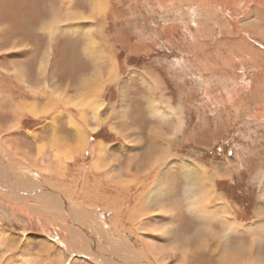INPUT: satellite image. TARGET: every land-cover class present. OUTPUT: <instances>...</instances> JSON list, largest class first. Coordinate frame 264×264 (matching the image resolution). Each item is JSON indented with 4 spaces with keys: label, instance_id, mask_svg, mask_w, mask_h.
<instances>
[{
    "label": "rangeland",
    "instance_id": "rangeland-1",
    "mask_svg": "<svg viewBox=\"0 0 264 264\" xmlns=\"http://www.w3.org/2000/svg\"><path fill=\"white\" fill-rule=\"evenodd\" d=\"M54 1L0 0V177H16L27 183L32 180L30 171H37L42 177L33 187H38L36 193L45 198L44 184L50 186L54 197L68 201L78 222L70 239L72 217L54 207L64 205L50 201L47 210L40 203L45 199H40L41 209L31 210L22 203L15 209L5 206L9 197L0 196V264H113L110 259L97 261L99 257L87 255L90 251L127 264L218 263L225 253H215L217 242L212 238L201 247L194 242L177 244L179 239L191 237L200 225L196 218L188 222L182 215L185 206L181 199H185V184L193 183L191 170L203 166L215 185L216 200L211 199V205L217 206L220 216L226 211L231 222L224 217L225 223L246 227L264 222L259 214L264 211V0L260 5L259 0H108L106 14L92 18L91 0H74V8H62L61 13L72 11L73 16L87 17L81 23L75 20L73 26L84 25V31L93 26L99 29L94 33L104 32L106 39L100 34L96 48L111 49L115 62L110 76L108 69L104 71V78L110 80L97 101L105 111V122H90L85 146L67 132L81 123L78 107L71 109V120L66 116L56 121L63 140L52 137L50 129L58 115L69 114L65 109L70 106H64L70 101L66 94L77 95L75 88L86 75L80 63L90 64L82 48L86 44L83 31L78 37L73 36L74 31L55 32V36L40 31L39 27L53 20ZM62 21L57 16L55 25ZM27 40L31 44L27 45ZM46 80L55 95L47 94ZM10 93L15 98L12 104L6 98ZM52 98L57 108L50 114L43 105ZM17 104L20 119L12 117ZM79 104L88 108L87 101L79 100ZM30 106H38L37 116L30 112ZM114 107L117 128L108 124ZM108 128L118 138L114 139ZM127 131H138L139 136L134 135L133 140L120 136ZM157 133L162 136L158 145L148 137ZM100 137L115 144L111 148L101 143L94 152ZM146 154L152 167L147 170L150 174L146 171L150 176L142 189L163 177L167 205L181 204L174 220L162 221L161 227L150 222L152 217L146 222V214L142 217L145 227L141 218L130 219L134 209L133 196H127L130 179H119L117 164L121 162L114 163L116 158L123 160L122 169L127 170L129 155L143 159ZM106 156L109 162L103 160ZM190 172L192 175L186 176ZM46 177L51 183H46ZM134 191L138 201L142 190L138 187ZM10 198L19 200L15 195ZM108 214L109 218L104 217ZM203 227L215 232L222 229L215 221L200 225ZM121 229L131 235L137 233V244L119 235ZM229 236L232 244L242 245L241 249L259 241L261 257L255 264H264L263 226L250 234ZM65 246L79 252L71 255ZM242 253H235L232 264L248 261L247 253Z\"/></svg>",
    "mask_w": 264,
    "mask_h": 264
},
{
    "label": "bare ground",
    "instance_id": "bare-ground-1",
    "mask_svg": "<svg viewBox=\"0 0 264 264\" xmlns=\"http://www.w3.org/2000/svg\"><path fill=\"white\" fill-rule=\"evenodd\" d=\"M90 1V0H89ZM108 0H91V4L92 5L91 7L93 8L92 10V14H90V18L94 17V16H99V17H103L104 14H106L107 10L109 9V3H107ZM183 2V1H182ZM89 3V2H88ZM185 3V2H184ZM232 3V2H231ZM254 3V2H253ZM257 3V1H256ZM262 2L261 0L258 1V4L260 5ZM263 4V3H262ZM76 5V1L74 2V0H56L54 1V3L52 4L51 6V9L53 11V20H49L47 23L43 24L41 27V30L40 31H45V33H49L53 36H55V32H70V31H74L73 33V36L74 37H78L80 36L81 32L83 31V39H85L86 41V44L83 48V51L85 52V54L87 55L86 57L89 59V62L90 64L87 66L89 67V70L86 71V72H83L82 74H86L82 77V79L79 80L78 82V86L75 88L76 91H77V95H70V94H66V97H68V100L70 99L69 103H66L64 106H70V109H65L66 111L69 112V114H60L57 116L56 119H54L53 121V126L50 128L51 131H53V135L52 137H54L55 139H59L60 141L63 140L65 137L62 136V134L60 135L58 133L59 129H60V126L59 125H56V121L57 120H63V119H66V116L67 118L69 116H74V114L71 113V109L75 107H78V110L76 113L77 116H79L78 118L80 119L81 123H77L78 126L77 128H72L70 130H68V127H67V132L72 136L74 135V137H77V138H80V143L84 144L86 143L87 141V138H88V135L91 133V132H88V130L86 129L89 125H90V122L92 121L94 124H97L99 125L100 123L102 122H105V120L103 119V113L105 112L102 105L101 104H98L97 101L101 100L100 98V94L102 93V89L104 88L105 84L110 80L109 77L108 78H104V71L106 69H108V72L107 74L110 76L111 75V71L109 72V69L110 68H113L115 67V62H114V57L112 55V51L111 49L108 50L106 46H103L101 49H97L96 48V44H97V41L98 39H101L100 38V34H102V39H106L105 36H104V32L103 33H100L99 34V31L98 33H94L93 30H99L97 28H93V26H91L90 30H81L83 28L84 25H78L77 23L80 22L83 20L85 21V17L83 14H76V15H79V16H73L69 13H61V9L62 8H69L70 10L72 8H74V6ZM255 5V4H254ZM68 11V10H66ZM79 13V12H78ZM261 15V14H260ZM57 16H61L63 21L61 23L63 24H60L58 26L55 25V22H56V18ZM105 17V16H104ZM55 18V19H54ZM87 18V17H86ZM263 18V17H262ZM89 19V18H88ZM72 22H70V21ZM75 20H77V23L75 24V26H73L71 23H73ZM262 21V20H261ZM83 24V23H82ZM85 24V23H84ZM63 25V26H61ZM90 27V26H89ZM102 30V29H101ZM93 33L96 35L93 37ZM59 34V33H58ZM70 34V33H69ZM29 35V34H28ZM57 35V34H56ZM72 35V34H70ZM46 36V35H45ZM50 37V36H49ZM48 38V37H47ZM50 39L52 40V38L50 37ZM48 40V39H47ZM50 40V41H51ZM28 41V44H31L29 40ZM34 42V41H33ZM100 42V41H99ZM50 43V42H48ZM33 44V43H32ZM105 45V44H104ZM21 46V45H20ZM38 47V46H37ZM71 48V47H70ZM72 50V49H71ZM99 50V51H98ZM32 51H36L35 49L32 50ZM32 54V53H31ZM35 54V53H34ZM39 55V54H38ZM77 56V55H76ZM39 57V56H37ZM37 59V58H36ZM45 63V62H44ZM45 65V64H44ZM80 65H82V62L80 63ZM86 65V64H85ZM91 70V71H90ZM113 73V72H112ZM107 75V76H108ZM93 76H96L95 78ZM113 77V75L111 76ZM45 79V77H44ZM48 80V79H47ZM47 80L45 81V84H46V91H47V94L50 96L51 94L52 95H55L54 94V88H52ZM72 82V80L70 81ZM157 87V86H156ZM68 89H69V86H68ZM64 95V94H63ZM3 96V95H2ZM1 96V97H2ZM152 97V96H151ZM6 98L11 102H13V99H15L13 97V95L10 93L9 96H6ZM60 98V97H59ZM58 98V99H59ZM62 98V97H61ZM65 99V97L63 98ZM155 99V98H154ZM3 100V98H2ZM17 100V99H16ZM79 100L81 101H87L88 103V108H85V107H82L80 106L79 104ZM54 99L52 98L50 101H48L45 105H43L44 108H49V113L50 112H54L53 110L55 108H57V106H54L56 103L53 102ZM59 102H62L60 101V99L58 100ZM16 102V101H15ZM22 102V101H20ZM56 102V101H55ZM152 102V101H151ZM156 103V102H155ZM16 104V103H15ZM23 104V102L21 103V105ZM59 104V103H58ZM38 105V104H37ZM60 105V104H59ZM155 105V104H154ZM182 106V105H181ZM14 107H16L13 111V114H12V117L15 119H20L22 116H21V111L18 109V104L15 105ZM80 107V108H79ZM32 107L30 106V112L37 116L39 113L37 111V108L35 109L33 107V109H31ZM151 109L152 111L153 110V107L151 106ZM74 111V110H73ZM150 111V109H149ZM112 115L110 116L111 120L109 119V123L110 125H112L113 127L117 128L118 125H116V119H117V115L115 113V107L112 108ZM74 113V112H73ZM151 113V112H150ZM164 113V112H163ZM51 114V113H50ZM119 114V113H118ZM23 115V114H22ZM47 115V113H46ZM76 117V115H75ZM153 118V117H152ZM69 119L71 120V118L69 117ZM78 120V119H76ZM75 120V121H76ZM76 124V125H77ZM121 125V124H119ZM71 126V125H69ZM110 126V127H112ZM122 127H124L123 125H121ZM46 128V127H45ZM48 128V127H47ZM95 127H93L92 130H94ZM114 129V128H112ZM149 129V128H148ZM115 130V129H114ZM48 131V129L46 130ZM117 131V130H116ZM145 131V130H144ZM138 131L136 132H133V131H130V132H126L125 134H120V136L122 135L123 137H125L126 139H131L133 140V136L135 135V137H138L139 136V133H137ZM66 134V133H64ZM36 135V134H34ZM68 135V134H67ZM58 138H57V137ZM51 137V138H52ZM67 137V136H66ZM149 139L151 140L152 139V142L156 145L159 144V141L162 139L161 137V134L160 133H157V134H154L152 135L151 134V137H150V134H149ZM53 138V139H54ZM69 138V137H67ZM66 138V139H67ZM76 138V139H77ZM164 138V137H163ZM52 139V140H53ZM73 138V140H76ZM54 141V140H53ZM35 142V141H33ZM63 142V141H62ZM75 142V141H74ZM73 142V143H74ZM57 143V142H56ZM59 143V142H58ZM35 144V143H34ZM63 144V143H62ZM72 144V142H71ZM76 145V143H75ZM74 145V146H75ZM143 145V144H142ZM85 146V144H84ZM87 146V145H86ZM127 146V145H126ZM71 147V146H70ZM134 147V146H133ZM72 148V147H71ZM69 148V150L71 149ZM104 148V146H103ZM74 149V147H73ZM125 149V148H124ZM123 149V150H124ZM160 149V148H159ZM105 150V149H104ZM127 150V149H126ZM1 151V150H0ZM107 151V150H106ZM125 151V150H124ZM166 151V150H165ZM29 152V151H28ZM47 152V151H46ZM45 152V153H46ZM105 152V151H104ZM62 153V152H61ZM65 153V152H64ZM27 154V153H26ZM134 154V153H133ZM41 155V153H40ZM70 155V154H69ZM29 156V155H28ZM43 156V155H42ZM64 156V155H63ZM40 157V156H39ZM171 157V156H170ZM29 158V157H28ZM31 158V157H30ZM65 159V158H64ZM149 154H146L144 156L143 159H139L137 158V156H132V155H129L128 157V160H126L127 164L126 166L129 167L127 170L125 169H122L123 168V160L121 161V159H118L116 158L114 163L117 164V163H120L121 164H117L118 167L120 168L117 176L119 179H121L122 177H128V179H130V186L127 187L128 191H127V196L129 195V199H131V197L135 196L136 195V191H134L135 189H139L142 190L140 191L139 193V196H138V203L137 204H134L133 205V210L131 209V214L129 216H131V220L133 219V216L135 217H139L141 218L142 220V226L145 227L146 225V222L148 221L147 220V217L149 216L150 219L152 217V219L150 220V222H154L155 225L158 224L159 227H161L162 225H159L161 224L162 221L164 220H169L170 222H172L174 220L173 216L176 215V209L178 207H181L180 205L178 206H174V204H172V202H170L169 204L171 205H167V195H166V192L165 189H163V184H162V179L161 181H158V179L156 178L157 182L154 183V181L152 182L153 186H149L148 189H142L145 187L146 185V181L147 179L149 178V172L147 170H149L152 166H150L151 164H149L151 162V160H149ZM156 159V158H155ZM61 160V159H60ZM164 160V159H163ZM162 160V161H163ZM190 160V159H189ZM188 160V161H189ZM192 160V159H191ZM190 160V161H191ZM58 161V160H57ZM66 161V160H65ZM156 161V160H155ZM186 161V160H184ZM62 162V161H61ZM193 162V161H192ZM182 163V162H181ZM185 163V162H183ZM180 165V164H179ZM48 166V165H47ZM133 166H137L134 171L131 169ZM161 166V165H160ZM185 166V165H184ZM200 166V165H199ZM108 167V166H107ZM113 167V166H112ZM203 167V166H202ZM196 168V169H193L191 170L193 173V175L190 173H188L186 176L188 175H192L190 177L193 178V183L192 184H185L186 186H188L187 188H185L184 192H185V199H181L182 201V204H184L185 207L182 206V209L184 208L185 209V212H182V215L184 217H187L189 219L188 222H191L193 220V217L194 219L196 218L198 220V222L200 223V225H203V223H207L209 221H215V224H219V226L221 225L222 226V229L220 231H214V230H210L209 227H203V228H200V225L197 227L196 229V232L193 233V235L191 237H188V238H182L183 241H180L179 239V242L177 243L178 245H181L183 243H192L194 242L195 244L199 243V246L201 247V244L202 243H206V242H209L210 241V238H212L213 240H215L217 242L216 244V248H214V251L215 253H217L218 255H221V253H225V257L222 258L221 260L218 261V259H216L218 261V263L216 264H232V260L231 258L236 256V254H238L239 252L243 251V253L245 254V252L247 253V255L249 256V259L248 261L244 262L243 264H255L256 262L259 261L260 259V255H259V241H256L254 240L253 242H256V244H252L249 248V249H241V246L242 245H235V244H232V241L229 239V235H237V234H242V233H245V232H249L252 233L253 231H256L258 229L259 226H263L264 227V222L262 221H259L260 222V225L257 224V222L254 224H250V225H246V227H241L237 224H232V223H229L231 222L226 216L227 214L226 211L224 212L223 216H220L219 212H218V209H217V206H214V205H211L212 201L211 199H214L216 200V191H215V185L212 183L211 181V178L205 173L206 170H204V168ZM37 168V167H35ZM137 168L138 171H137ZM186 169H188L189 171V167H186ZM48 170V169H47ZM137 172H136V171ZM149 173H147V172ZM31 172V177H32V180H28V182L26 183H22V180L21 179H18L16 178L17 180H15V178H11V181L8 177H6L5 175H3V177H6V178H3V177H0V196L2 198H6V197H9V199L7 200V203L5 202V206H8L10 208H15V209H19L20 207V204L19 203H22L24 204L25 206H29L28 208L31 209V210H35L39 207V202L37 200H40V199H45L44 202H40L42 203L41 206L45 207V209L48 210V207L50 205V201H53V202H58L60 203L61 205H64L66 207V209L63 210V208L65 207H60V206H54L55 208H60V210L62 211H67L69 213V215L72 217V224L73 227H72V230L70 232V235L68 238L71 239L73 233L76 231V227L75 226V221L78 222V220L76 219L77 217H75L74 213L71 212L72 208L70 207V205L67 203L68 201H66L65 199H60V198H56L54 197V192H52V189L50 186H47L46 184L45 187L42 189V190H45V194H46V197L44 198V196H41L40 194L36 193V191L38 190L36 188V190L33 188V187H36V184L37 182L41 181V177L42 175H40L37 171H30ZM44 172V171H43ZM107 173V172H105ZM185 173V172H184ZM161 176V175H160ZM50 178H52V174L50 175ZM113 178V177H112ZM115 178V177H114ZM116 179V178H115ZM125 179V178H124ZM185 179V178H184ZM46 180H47V184L51 183V179H49L48 177H46ZM164 180V179H163ZM121 181V180H120ZM123 181V180H122ZM126 181V180H125ZM165 181V180H164ZM30 182H34L33 185H30ZM117 182V181H116ZM115 184L119 185V183L117 182ZM124 182V181H123ZM121 182V183H123ZM128 182V181H127ZM128 182V183H129ZM36 183V184H35ZM42 183H44L42 181ZM188 183V182H187ZM40 184V183H39ZM42 185V184H40ZM43 185V186H44ZM114 185V184H112ZM121 185V184H120ZM132 185V186H131ZM165 185V184H164ZM42 186V187H43ZM120 187V186H119ZM184 189V188H183ZM182 189V190H183ZM116 190H118L116 188ZM125 191V190H124ZM18 192V193H17ZM20 192V193H19ZM35 192V193H34ZM117 192H121V190L117 191ZM163 192V194H162ZM183 192V191H182ZM14 193H17V194H14ZM22 193V194H21ZM24 193V194H23ZM52 193V194H50ZM123 193V191H122ZM18 194H21L20 196ZM37 194V196H36ZM11 195H15V197H19V200H17L15 198L16 201H12L10 198ZM183 195V194H182ZM13 197V196H12ZM92 199V198H91ZM71 200V199H70ZM78 200V199H77ZM4 201V200H3ZM76 201V200H75ZM129 200H125V202H128ZM1 202V200H0ZM186 204H185V203ZM4 203V202H2ZM57 203V204H58ZM78 203H81V202H78ZM77 203V204H78ZM14 206H10V205H13ZM55 204V203H54ZM53 204V205H54ZM58 204V205H60ZM74 204V203H73ZM76 204V203H75ZM82 204V203H81ZM172 207V209L170 207ZM53 208V211L55 212L56 209ZM74 207V205H73ZM40 208V207H39ZM71 208V210H70ZM81 208V207H80ZM41 209V208H40ZM81 210V209H80ZM86 210V209H85ZM220 210V209H219ZM148 211H151V214H149ZM66 212V213H67ZM52 213V211H51ZM107 213V212H106ZM130 213V212H129ZM55 214V213H54ZM81 214V213H80ZM146 214V216L144 218H142L144 215ZM181 214V213H180ZM260 216L264 218V211L262 210V212L260 211ZM178 215V213H177ZM225 215V216H224ZM68 216V215H67ZM224 217H226L225 219H227L229 222L225 223V219ZM70 219V217H69ZM80 219V218H78ZM103 219V218H102ZM196 220V221H197ZM134 221V220H133ZM149 222V223H150ZM152 222V223H153ZM107 223V222H106ZM141 223V222H140ZM197 223V222H195ZM198 223V224H199ZM140 225V224H139ZM141 226V225H140ZM172 227V226H170ZM2 228V227H1ZM0 228V229H1ZM114 228V227H113ZM157 228V227H156ZM155 228V229H156ZM135 229V228H134ZM124 230V229H123ZM121 229V231H123ZM136 231L138 230L137 228L135 229ZM170 230V229H169ZM115 231V230H113ZM139 231V230H138ZM164 231V230H163ZM168 231V230H167ZM124 233V232H123ZM127 233V232H126ZM135 233V232H134ZM164 234V233H163ZM162 234V235H163ZM2 235H3V232H2ZM0 234V236H2ZM135 235V236H134ZM134 235H131V234H127V236L124 234V236L126 238H128V241L130 240V243H135L137 244V242L139 241V235L137 233H135ZM5 236V235H4ZM118 236V235H117ZM133 236V237H132ZM215 236H217V238L219 239H216ZM75 237V235H74ZM73 237V239H74ZM124 237V238H125ZM137 237V238H136ZM165 237V236H164ZM163 237V238H164ZM47 238H50V237H47ZM51 239V238H50ZM119 239V238H118ZM117 241L119 242L120 240ZM165 239V238H164ZM124 241V240H122ZM25 242V241H24ZM77 242L74 240V246L76 247ZM148 243V242H146ZM150 243V242H149ZM161 243V242H160ZM69 244V243H68ZM67 244V245H68ZM142 244V243H141ZM151 244V243H150ZM2 245V244H1ZM120 245V244H119ZM73 246V247H74ZM125 246V245H123ZM122 246V247H123ZM128 246V245H127ZM149 246V245H148ZM151 246V245H150ZM155 246V245H154ZM4 247V245H3ZM66 247V246H65ZM69 247H70V244H69ZM75 247L72 248L74 249L73 251L68 248L67 251H70L72 253H70L71 255H76L75 253H78L79 251H76L75 250ZM130 247L131 248H134L136 249L137 247H135L134 245L130 244ZM126 248V247H125ZM140 248V247H139ZM151 248V247H150ZM154 248V247H153ZM163 248V247H162ZM94 249V248H93ZM193 249V248H192ZM196 249V248H195ZM203 249H207V246H204ZM1 250H3L1 248ZM156 250V249H155ZM166 250V249H165ZM189 250V249H188ZM197 250V249H196ZM76 251V252H75ZM135 251V250H134ZM200 251V249H199ZM89 252V251H88ZM137 252V251H136ZM234 252V253H233ZM250 252H255L254 254H250ZM162 253V251H161ZM236 253V254H235ZM242 253V255H243ZM69 254V255H70ZM99 253L97 251H90V253H87V255L91 256V257H99L98 259H96L97 261L99 262H102V263H106V261H108V259L110 260H113V264H127V262H122V261H118V260H114L111 256H107L105 255L106 257L102 255H98ZM152 254V253H151ZM163 254V253H162ZM188 254V253H187ZM82 255H85V254H82ZM134 255V254H133ZM154 255V254H153ZM193 255V254H191ZM76 256H73V258H75ZM94 257V258H95ZM186 257V256H185ZM102 258V259H100ZM248 258V257H247ZM163 259V258H162ZM188 259V257H187ZM244 259V258H243ZM242 259V260H243ZM56 260V259H55ZM245 260V259H244ZM262 261H264V257L262 259ZM129 262V261H128ZM236 262V261H234ZM61 264H63V262H61Z\"/></svg>",
    "mask_w": 264,
    "mask_h": 264
},
{
    "label": "crops",
    "instance_id": "crops-1",
    "mask_svg": "<svg viewBox=\"0 0 264 264\" xmlns=\"http://www.w3.org/2000/svg\"><path fill=\"white\" fill-rule=\"evenodd\" d=\"M28 67H32V65H30V66H28ZM33 68V67H32ZM89 70V67L87 66V65H85V63H82V65H81V72L83 73V72H86V71H88ZM108 133L109 134H111L112 136H113V138L115 139V138H118V135L116 134V133H114V132H110V131H112V130H110L109 128H108ZM93 133V132H92ZM76 138V137H75ZM101 139V137L99 138V140ZM112 140V139H111ZM111 140H108V141H106V140H104V138H103V140H100V142L99 143H97L96 145H94V152H96V151H99V146H100V144L102 143V144H107L108 146H111V148H112V145H114L115 144V142H113V141H111ZM111 148H110V151H111ZM135 149V148H134ZM112 152V151H111ZM105 162H109L108 161V159H107V156L106 157H104V159H103ZM113 177V179L115 180V178L114 177H116L115 175L114 176H112ZM134 198V204H137V197H136V195L133 197ZM127 201V200H126ZM133 204V205H134ZM104 217H108L109 218V214H108V216H104ZM103 217V220H104V222H107L108 220H107V218L105 219ZM114 217V216H113ZM118 234L119 235H121V236H124V234L126 235V234H131V232H129V233H126V231L124 230V234H123V232L122 231H120V232H118ZM125 237V236H124ZM121 238V237H120Z\"/></svg>",
    "mask_w": 264,
    "mask_h": 264
}]
</instances>
